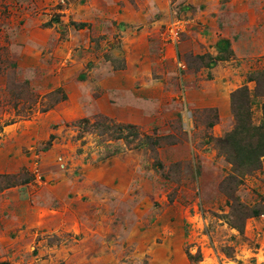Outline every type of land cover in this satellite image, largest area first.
<instances>
[{"label":"rangeland","instance_id":"374dc122","mask_svg":"<svg viewBox=\"0 0 264 264\" xmlns=\"http://www.w3.org/2000/svg\"><path fill=\"white\" fill-rule=\"evenodd\" d=\"M263 107L264 0H0V264H264Z\"/></svg>","mask_w":264,"mask_h":264},{"label":"trees","instance_id":"16d2710c","mask_svg":"<svg viewBox=\"0 0 264 264\" xmlns=\"http://www.w3.org/2000/svg\"><path fill=\"white\" fill-rule=\"evenodd\" d=\"M247 90V89H246ZM239 91L235 92L238 93ZM237 116V125L233 131L226 136L227 143L234 147L235 155L241 165H252L259 162L260 157L264 156V119L260 126H252L249 123L250 115ZM264 115V107H263ZM239 116V117H238ZM244 117V118H243ZM245 134V135H244ZM244 135L242 140L241 136ZM248 135V138H246ZM245 142V143H244ZM258 212H253L257 216ZM241 230V228H238Z\"/></svg>","mask_w":264,"mask_h":264}]
</instances>
